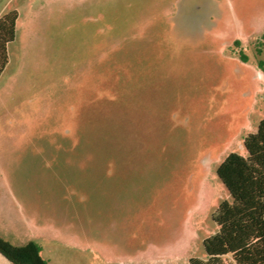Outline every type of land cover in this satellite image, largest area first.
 Returning a JSON list of instances; mask_svg holds the SVG:
<instances>
[{"label": "rangeland", "instance_id": "374dc122", "mask_svg": "<svg viewBox=\"0 0 264 264\" xmlns=\"http://www.w3.org/2000/svg\"><path fill=\"white\" fill-rule=\"evenodd\" d=\"M11 7L3 213L49 264L205 258L231 200L217 169L264 118V0H0Z\"/></svg>", "mask_w": 264, "mask_h": 264}, {"label": "trees", "instance_id": "16d2710c", "mask_svg": "<svg viewBox=\"0 0 264 264\" xmlns=\"http://www.w3.org/2000/svg\"><path fill=\"white\" fill-rule=\"evenodd\" d=\"M18 17L16 9L0 17V76L9 63ZM243 144L246 154L230 152L217 169L231 200H223L213 215L219 230L203 241L207 257H192L190 264H264V118ZM42 249L30 240L1 251L13 264H48Z\"/></svg>", "mask_w": 264, "mask_h": 264}, {"label": "crops", "instance_id": "0c3cea01", "mask_svg": "<svg viewBox=\"0 0 264 264\" xmlns=\"http://www.w3.org/2000/svg\"><path fill=\"white\" fill-rule=\"evenodd\" d=\"M16 8L11 7L9 10H5L4 12H0V17L3 16L4 14H6L7 12L14 10ZM17 10V9H16ZM19 12V11H18ZM20 16V13H19ZM18 26H19V17L17 20V34H18ZM17 37V36H16ZM1 199V197H0ZM6 206L0 201V243L3 241H7L9 240L10 244H8V248H4L3 246H1L0 244V264H13L12 262H10L2 253L1 250H9L11 249L13 246L15 245H22L27 243L30 240H35L34 239V231H31L30 226L29 227H22L19 229V227H15L13 225V223H11V218L8 216H6L3 213V210L5 211ZM34 228V227H33ZM218 230H219V226H218ZM218 232V231H217ZM216 232V233H217ZM215 233V234H216ZM214 235V234H213ZM212 236V235H211ZM209 237V236H208ZM207 238V237H206ZM205 239V238H204ZM37 241V240H35ZM204 241V240H203ZM38 242V241H37ZM43 248V246H42ZM43 252V249H42ZM43 255V254H42ZM44 257V256H43ZM192 257H198V256H190L188 259V264H190V259ZM207 257V253L205 258ZM45 258V257H44ZM202 258V257H199ZM203 258V259H205ZM47 259V258H46ZM48 260V259H47ZM48 264H49V260H48Z\"/></svg>", "mask_w": 264, "mask_h": 264}, {"label": "flooded vegetation", "instance_id": "af4514ba", "mask_svg": "<svg viewBox=\"0 0 264 264\" xmlns=\"http://www.w3.org/2000/svg\"><path fill=\"white\" fill-rule=\"evenodd\" d=\"M236 41H238V39Z\"/></svg>", "mask_w": 264, "mask_h": 264}]
</instances>
